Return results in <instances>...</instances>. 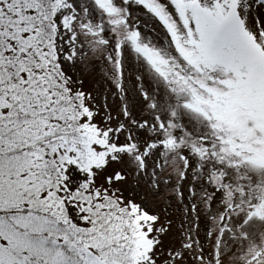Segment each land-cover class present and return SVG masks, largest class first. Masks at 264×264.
Segmentation results:
<instances>
[{
    "label": "snow or ice",
    "instance_id": "obj_1",
    "mask_svg": "<svg viewBox=\"0 0 264 264\" xmlns=\"http://www.w3.org/2000/svg\"><path fill=\"white\" fill-rule=\"evenodd\" d=\"M0 264H264V0H0Z\"/></svg>",
    "mask_w": 264,
    "mask_h": 264
}]
</instances>
